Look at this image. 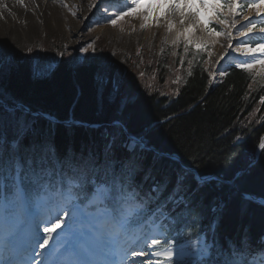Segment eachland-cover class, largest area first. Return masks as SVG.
<instances>
[{"label": "snow or ice", "instance_id": "6c2138e0", "mask_svg": "<svg viewBox=\"0 0 264 264\" xmlns=\"http://www.w3.org/2000/svg\"><path fill=\"white\" fill-rule=\"evenodd\" d=\"M115 2L120 3V0ZM225 7L233 17L240 14L237 10L241 5L237 0L227 5L222 0H123L122 6L115 10L113 0H108L107 4L100 0L97 11H103L113 27L126 17L140 18L143 21L141 28L148 27L150 21L159 26V22L167 18L169 33L175 28L171 17L178 15L183 27L172 44L177 47L183 38L184 53L187 54L190 46L207 51V43L193 41L192 34L196 29L205 32L209 38L225 36L229 48L232 47L231 32L215 30L210 26L211 19L202 16L200 11L211 13L220 24H225L227 21L221 12ZM248 7L259 14L264 0ZM235 24L233 19L231 27ZM255 28L256 24L250 23L239 30V35L247 38ZM259 31L264 33V27ZM89 49L95 50L91 42L80 51L87 53ZM236 51L241 56L253 57L250 62L237 64L236 68L250 72L259 65L264 72V41L255 46L241 41ZM12 59L13 54L0 53V73L6 66H11ZM50 70V66L38 67L35 75L41 76ZM144 75L141 72L140 78ZM188 75L191 77L193 72L189 70ZM215 75L226 76L227 72L210 74V78L215 79ZM179 79L173 83L178 84ZM109 83L114 92H119V80ZM259 103L264 105V96L259 98ZM5 113L12 124L11 134L3 130ZM40 115L17 102L7 103L0 95V200L7 205L5 248L8 253L0 264H134L137 257L144 256L148 259L142 264H221L218 258L221 256L226 257L224 264H264V248L252 250L247 238L239 245L232 241H228L227 246L219 243L216 237L218 220H213L210 225L211 241L205 230L195 237L185 238L186 230L192 226L187 217L195 215L196 209L188 197L177 195L186 180L184 171L177 172L176 187L168 197L182 205L184 212L176 216L172 210L162 211L159 204L155 209L150 207V197L158 191V185L154 183L146 192L141 182L135 180L142 169V152L147 149V142L142 135L129 134L122 121L115 120L109 125L112 130L105 133L107 143L101 158L92 152L78 156L71 148L60 155L50 135L35 127ZM122 137L128 154L116 158L113 145ZM259 149L264 152V138L259 140ZM196 179L204 184L211 178L198 175ZM159 187L166 188L167 181ZM244 199L254 197L245 193ZM84 202L104 205L99 215L105 218L109 231L103 244L96 243V223L89 222L87 231L78 227L84 224L81 207ZM25 219L27 227L23 226ZM170 219L175 220V228L169 223ZM62 225L63 231H58ZM169 233L174 234L170 236ZM129 247L139 251L127 250ZM145 247L148 252L144 251Z\"/></svg>", "mask_w": 264, "mask_h": 264}, {"label": "trees", "instance_id": "16d2710c", "mask_svg": "<svg viewBox=\"0 0 264 264\" xmlns=\"http://www.w3.org/2000/svg\"><path fill=\"white\" fill-rule=\"evenodd\" d=\"M246 10L247 5L243 12ZM258 42L254 37L247 43L255 46ZM35 54H14L11 66L0 73V95L5 101L23 104L32 112H43L61 122L102 124L65 126L40 116L35 127L50 135L60 155L71 148L78 156L92 152L102 158L105 133L112 130L109 125L113 121L120 120L129 134L144 136L147 147L153 148L142 152V169L135 177L146 192L154 183L158 185L150 197L151 208L159 204L163 211L172 210L176 216L184 212L182 205L168 197L176 187L177 172H185L184 186L177 195L188 197L196 209L195 215L187 217L192 226L185 238L195 237L201 230L210 234V225L218 220L216 237L225 246L228 241L239 245L247 238L251 249L256 250L264 242V205L244 199L245 193L264 199V152L257 154L264 135V105L259 103L264 96V76L230 66L223 71L227 75L213 84L206 55L197 54L201 57L186 56L193 75L185 72L178 84L173 83L181 74L178 70L170 71L162 60L150 61L148 56L146 71L150 72L143 82L132 75L126 80L123 72L115 74L112 69H105L102 77L97 64L76 65L66 51L53 69L37 76L35 69L44 64ZM116 80L120 82L119 92L109 83ZM4 115L3 130L11 134L12 124L8 114ZM124 139L113 145L116 158L128 154ZM162 154L176 155L180 160ZM184 167L230 183L212 180L201 184L196 174ZM166 181V188L159 187ZM218 258L224 264L226 257Z\"/></svg>", "mask_w": 264, "mask_h": 264}, {"label": "rangeland", "instance_id": "374dc122", "mask_svg": "<svg viewBox=\"0 0 264 264\" xmlns=\"http://www.w3.org/2000/svg\"><path fill=\"white\" fill-rule=\"evenodd\" d=\"M231 2L232 0H222L225 5ZM237 2L242 6L245 3H257L259 0H237ZM105 3L107 4L108 0H105ZM122 4L123 0H120V3L113 0L114 10ZM5 5L7 8L4 7ZM99 7L100 0H17L16 2L0 0V53L14 55L36 52L37 61H43L44 66L42 67L49 68L50 66V69H53L61 56L60 53L66 51L67 57L71 58L76 65L87 62L97 64L101 70L99 72L103 73L102 77L106 74L105 69H112L115 74L123 72L127 77L126 80L134 76L142 82L150 72V70L146 71L148 67L146 57L148 56L150 61L158 58L162 60L170 71L178 70L177 72L181 73L180 82L181 75L189 71L191 67L190 63H186V56L192 59L197 56L201 57L197 53L206 55V66L210 77V74L221 72L231 63L250 62L253 57L241 56L236 49L241 41H246L251 36L264 35L259 31L262 28L261 25L264 24V7L260 9L259 14L255 9L248 7L244 15L241 9V14L235 17L231 16L229 9L225 7L221 9L227 21L225 24H220L211 13H205L201 9L202 16L207 15L211 19V27L220 32H231L232 47L229 48V42L225 36L209 38L205 32L196 29L192 34V39L194 42L202 40L207 43V51L190 46L188 53L185 54L183 38L177 47H173L172 44L177 32L183 27L179 23L178 15L171 17L175 28L169 33L166 27L167 18L162 19L159 26H156L154 21H150L148 27L141 28L143 21L140 18L126 17L113 27L107 22L105 13L97 11ZM233 19L236 21L235 27H231ZM250 23H255L256 28L248 34L247 38L240 36L239 30L248 27ZM213 40L215 43L212 42ZM90 42L94 44V51L93 49H89L87 53L80 51L82 46H87ZM153 67L154 65L150 62V69ZM141 72L145 74L143 78H140ZM252 72L255 75L264 74L259 65L252 69ZM129 75L132 76L129 77ZM221 77L222 75H215V79H211L212 83L217 84ZM42 116L49 118L47 114ZM86 127L95 126L87 125ZM94 206L95 204L89 203L81 205L83 214L96 217L102 207ZM62 229L63 225L59 230ZM148 251L146 247V252ZM145 258V260L148 259L147 256Z\"/></svg>", "mask_w": 264, "mask_h": 264}, {"label": "bare ground", "instance_id": "6f19581e", "mask_svg": "<svg viewBox=\"0 0 264 264\" xmlns=\"http://www.w3.org/2000/svg\"><path fill=\"white\" fill-rule=\"evenodd\" d=\"M7 1L16 2L17 0H7ZM83 220H84V218H83ZM88 221H92V219H91V218H89V219H88ZM78 227H81V228H82V226H81V225H78ZM1 250H2V249H1ZM134 263H139V264H142V263H141V259H140V258H136V259H135V261H134Z\"/></svg>", "mask_w": 264, "mask_h": 264}, {"label": "water", "instance_id": "95a60500", "mask_svg": "<svg viewBox=\"0 0 264 264\" xmlns=\"http://www.w3.org/2000/svg\"><path fill=\"white\" fill-rule=\"evenodd\" d=\"M39 114L44 115L42 113H39ZM254 199H256L257 201H261V199H257V198H254ZM262 202L264 203V201H262Z\"/></svg>", "mask_w": 264, "mask_h": 264}]
</instances>
